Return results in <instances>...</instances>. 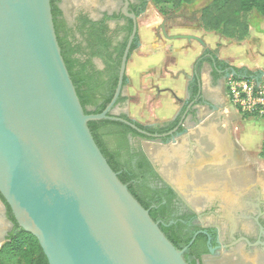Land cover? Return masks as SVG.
<instances>
[{
    "label": "water",
    "instance_id": "water-1",
    "mask_svg": "<svg viewBox=\"0 0 264 264\" xmlns=\"http://www.w3.org/2000/svg\"><path fill=\"white\" fill-rule=\"evenodd\" d=\"M121 1L132 31L116 89L100 114L86 115L61 56L50 0H0V201L36 238L48 264H186L182 256L194 240L179 251L165 238L88 128L93 121H118L160 137L113 114L138 32L130 1ZM166 24L160 25L164 38L203 45L193 35H168ZM250 78L258 83V75Z\"/></svg>",
    "mask_w": 264,
    "mask_h": 264
},
{
    "label": "crops",
    "instance_id": "crops-1",
    "mask_svg": "<svg viewBox=\"0 0 264 264\" xmlns=\"http://www.w3.org/2000/svg\"><path fill=\"white\" fill-rule=\"evenodd\" d=\"M71 1L75 9L73 17L79 9H85L92 18L99 19L104 13H119L122 7L121 0ZM210 1L197 0L175 11H171V6L167 5L170 12L163 16L148 0L145 11L138 16V44L128 58L122 95L128 98L125 105L136 118L132 121L140 123L137 120L139 117L143 119L140 124L153 128L167 126L175 121L185 122L189 135L199 134L209 142L210 149L207 152L217 153L222 159L209 152L210 160L207 158L204 162L206 158L202 157L188 169L179 167L176 177L168 175V179L186 178L187 173L193 175L208 168L223 171L231 178L238 175L246 183L245 189L261 187L264 190V177L258 176L256 169H251L249 159L243 160L244 154H255L261 158L264 149L263 120L242 117L230 103L226 89L227 76L223 82H218L213 68L217 61L230 69L248 71L252 74L250 77L264 73V19L259 23L251 22L248 38L240 43L235 42L217 33L206 32L201 27L199 11ZM164 19H167L165 28L168 35H193L200 38L203 45L194 40L164 38L160 30ZM110 26L114 27L115 23L111 22ZM210 54L215 57L214 63L208 56ZM201 60L203 63L197 75L195 67ZM194 82L198 86L195 96L192 93ZM200 90L203 98L199 95ZM181 141L177 145L179 153L173 152L172 156L181 157L188 148L185 138ZM170 161L166 160L163 166L167 167ZM173 183L177 191L182 193L177 183ZM11 225L7 210L0 201V247L9 236Z\"/></svg>",
    "mask_w": 264,
    "mask_h": 264
},
{
    "label": "trees",
    "instance_id": "trees-1",
    "mask_svg": "<svg viewBox=\"0 0 264 264\" xmlns=\"http://www.w3.org/2000/svg\"><path fill=\"white\" fill-rule=\"evenodd\" d=\"M63 0H50L52 19L61 56L69 77L75 88L83 112L86 115L100 114L110 103L118 81L121 58L132 31V21L121 12L94 19L90 12L79 9L72 23L63 14L60 4ZM130 1V0H129ZM129 11L137 17L145 11L148 0H131ZM197 0H151L157 10L166 16L184 5ZM199 22L206 32L217 33L235 42H243L249 36L250 17L257 15L264 19V0H211L199 11ZM115 26L111 27L110 23ZM138 35L131 46L129 57L136 49ZM101 62L102 68L97 64ZM203 60L196 64L199 74ZM217 66L221 65L216 61ZM228 69L237 77L252 75L245 70ZM217 75V68L214 69ZM126 84L124 76L123 87ZM198 86L193 83V95H197ZM128 98L121 95L116 107L122 108ZM120 119L131 121L124 113ZM243 118L251 116L242 115ZM138 129L148 134L162 135L178 124L177 121L162 127L153 128L134 122ZM90 133L111 170L137 203L148 211L153 222H159V229L165 238L177 249L183 250L190 241L193 243L183 253L186 264H200V256L206 254L207 247L203 236L193 238L194 232L185 224L190 216L171 218L177 195L158 174L155 166L146 155L140 140H153L152 137L118 121H93L88 123ZM264 159V151L260 154ZM0 199H2L0 197ZM7 217L14 230L0 247V264H48V261L32 235L18 227L7 205ZM173 222L169 224L170 222Z\"/></svg>",
    "mask_w": 264,
    "mask_h": 264
},
{
    "label": "flooded vegetation",
    "instance_id": "flooded-vegetation-1",
    "mask_svg": "<svg viewBox=\"0 0 264 264\" xmlns=\"http://www.w3.org/2000/svg\"><path fill=\"white\" fill-rule=\"evenodd\" d=\"M208 56L214 63L213 54ZM224 66L226 65L217 66L214 63L213 68H217L219 75L218 82H223L229 75L228 69ZM199 95L203 98L202 90ZM159 136L156 140L160 141L166 150L169 148L170 152V147L172 145L177 147L179 143L183 142L181 141L183 138L188 144V148L182 152L180 163H178L179 157L171 156V161L164 169L160 164H153L167 185L169 182H174L167 176L176 177L179 167L188 169L202 156L207 159L206 154L210 149L209 142L199 134L189 135L185 122L178 123L175 128ZM186 176L188 179H192L197 186L217 182V185L212 188L213 194L199 192L198 195L190 184L184 190L187 195L174 190L169 185L177 195L171 218L190 216V220L185 224L194 232L193 237L203 236V240L205 239L208 252L200 256V264H207L209 259L213 262L212 264H264L263 189L257 187L246 190L244 188L246 183L244 184V180L240 179L238 175H233L231 178L223 171L217 172L208 168L197 171L193 175L187 173ZM227 194H233L234 201H229ZM171 223L173 222L171 221L169 224Z\"/></svg>",
    "mask_w": 264,
    "mask_h": 264
},
{
    "label": "rangeland",
    "instance_id": "rangeland-1",
    "mask_svg": "<svg viewBox=\"0 0 264 264\" xmlns=\"http://www.w3.org/2000/svg\"><path fill=\"white\" fill-rule=\"evenodd\" d=\"M63 1L60 4V8L62 9V11H63L66 19L70 23V21L73 20V18H74L73 16L75 14V12H74V10H75L74 9V4L72 3L71 0H69L68 2H65V3ZM261 20H262V18H260L259 16L255 15V14L250 17V23L251 22L259 23ZM263 60H264V58H263ZM97 64L100 66V62L99 61H97ZM216 97H218V95ZM135 101H136V99L133 101V103ZM121 113L126 114L130 119H133V120L136 119V118H134V115L129 112V110L127 108V104L124 107H122V108L117 107L113 111V114L116 115V116H119ZM235 113L237 114L236 111H235ZM137 120L141 121L140 123L143 122V119L142 118H139L138 117ZM143 124H145V123H143ZM263 125H264V121H263ZM140 142H141L142 148L145 151L146 155L149 157V159L152 161V163L154 165L155 164L156 165L157 164H160V165L163 166V164L166 163L165 162L166 160H171L170 157L173 155V152H174V154L179 153L178 152L179 151V148L178 147L172 145L171 147H173V151L170 152V151H168L169 148H167L168 150H166V148L161 144V142L158 141V140H156V139L148 140V141H146V140H140ZM263 151H264V149H263ZM209 152H207V154H206L208 160H210L209 159L210 157L208 155ZM209 154H212V152L209 153ZM172 157L173 158H177V156L176 157L172 156ZM202 157H201V160L203 159ZM179 158H181V157H179ZM246 158L249 159L248 160L249 161V164L248 165L251 167V169H256L255 171H256V173H258V176L264 177V160H262L259 156L255 155V154L254 155H249V156L246 155V154H244L243 155V160H245ZM205 161H207V159ZM166 169L167 168H165V170ZM174 182H176V179H174ZM176 183L178 185V181ZM250 187H255V185L254 186L251 185ZM178 188H180V191H182V186L181 185L180 186L178 185ZM246 190H251V189L247 188ZM182 193H184L185 195H187V192H183L182 191ZM190 193H194V192H190ZM196 194L198 195L199 193H196ZM186 200H187V197H186ZM13 230H14V226L11 225V227L9 229V232L11 233ZM212 263L213 262L211 261V259H209V261L207 262V264H212Z\"/></svg>",
    "mask_w": 264,
    "mask_h": 264
},
{
    "label": "built area",
    "instance_id": "built-area-1",
    "mask_svg": "<svg viewBox=\"0 0 264 264\" xmlns=\"http://www.w3.org/2000/svg\"><path fill=\"white\" fill-rule=\"evenodd\" d=\"M230 103L241 115H248L264 121V73L246 79L230 74L226 79Z\"/></svg>",
    "mask_w": 264,
    "mask_h": 264
},
{
    "label": "bare ground",
    "instance_id": "bare-ground-1",
    "mask_svg": "<svg viewBox=\"0 0 264 264\" xmlns=\"http://www.w3.org/2000/svg\"><path fill=\"white\" fill-rule=\"evenodd\" d=\"M217 138H219V136L217 137ZM214 140V139H213ZM214 142H216V141H214ZM221 143V142H220ZM215 145V144H214ZM218 145V144H217ZM221 145V144H220ZM226 145V144H225ZM224 145V146H225ZM227 147V146H226ZM216 148V147H215ZM218 148H219V146H218ZM217 149V148H216ZM222 149V148H221ZM179 151H180V149H179ZM216 151V150H215ZM216 152H218V151H216ZM220 152V151H219ZM230 152V151H229ZM211 153V152H210ZM212 154H217V153H213L212 152ZM209 155V154H208ZM227 155V154H226ZM217 156V155H216ZM221 156V155H220ZM228 156V155H227ZM215 157V156H214ZM219 156H217V158H218ZM222 157V156H221ZM220 158V157H219ZM201 159V158H200ZM213 159V158H212ZM221 159V158H220ZM215 160V159H214ZM222 160V159H221ZM213 161V160H212ZM204 162H206V161H204ZM218 162H220L219 160H218ZM222 162V161H221ZM220 162V163H221ZM213 163V162H212ZM217 163V162H216ZM214 165V164H213ZM217 166H218V164H216ZM202 167V166H201ZM184 173V172H183ZM185 174V173H184ZM184 176V175H183ZM178 178V177H177ZM178 181V185L180 186H182V191L184 192V190L187 188V186L190 184V185H192L193 186V188H194V191L196 192V193H199V192H204L205 194H213V192H212V188L214 187V186H216L217 185V182H214V183H208V184H204V185H202V186H197V185H195L194 184V182H193V180L192 179H188L187 177L185 178H178L177 180H176V182ZM226 185V184H225ZM192 188V189H193ZM264 191V190H263ZM220 194V193H219ZM227 197H229L228 198V200L229 201H234V196H233V194H227ZM237 199V198H236ZM227 200V201H228ZM243 203V202H242ZM245 206V205H244Z\"/></svg>",
    "mask_w": 264,
    "mask_h": 264
}]
</instances>
